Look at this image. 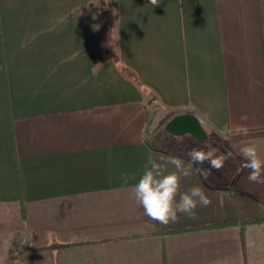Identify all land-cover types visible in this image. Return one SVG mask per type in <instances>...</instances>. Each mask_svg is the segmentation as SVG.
Masks as SVG:
<instances>
[{
    "label": "crops",
    "instance_id": "0c3cea01",
    "mask_svg": "<svg viewBox=\"0 0 264 264\" xmlns=\"http://www.w3.org/2000/svg\"><path fill=\"white\" fill-rule=\"evenodd\" d=\"M100 1L0 0V264H264V183L240 170L245 144L264 158V0ZM183 114L204 136L173 139ZM205 140L233 157L181 190L211 204L149 219L121 175Z\"/></svg>",
    "mask_w": 264,
    "mask_h": 264
},
{
    "label": "clouds",
    "instance_id": "9594fccd",
    "mask_svg": "<svg viewBox=\"0 0 264 264\" xmlns=\"http://www.w3.org/2000/svg\"><path fill=\"white\" fill-rule=\"evenodd\" d=\"M150 2L157 5V0ZM247 119L246 115L241 116V120ZM248 132L246 126L227 124L218 135L227 139L229 135L247 136ZM173 139L177 143L183 142V137L179 135H174ZM240 155L244 161L240 170H249L247 179L253 183H264V158H261L257 145L253 142L245 144L240 149ZM187 157V162L172 155L159 160L149 157L138 179L127 173L121 175L124 184L130 179L136 181L132 188L136 204L142 207L144 215L161 225L176 223L181 215L190 219L197 218V208L209 206L211 199L198 184L182 191V181L189 179L194 173L207 180L211 174L209 169L220 171L233 154L232 152L217 154V150L211 148L205 140L200 147L189 150ZM206 162L210 165L208 169L200 167Z\"/></svg>",
    "mask_w": 264,
    "mask_h": 264
},
{
    "label": "water",
    "instance_id": "95a60500",
    "mask_svg": "<svg viewBox=\"0 0 264 264\" xmlns=\"http://www.w3.org/2000/svg\"><path fill=\"white\" fill-rule=\"evenodd\" d=\"M165 129L175 135L189 133L195 137L204 136L198 119L191 114L177 115L171 118L165 125Z\"/></svg>",
    "mask_w": 264,
    "mask_h": 264
},
{
    "label": "rangeland",
    "instance_id": "374dc122",
    "mask_svg": "<svg viewBox=\"0 0 264 264\" xmlns=\"http://www.w3.org/2000/svg\"><path fill=\"white\" fill-rule=\"evenodd\" d=\"M102 2V1H100ZM99 2V3H100ZM109 4V0H108ZM101 5V4H98ZM170 113L164 111L163 109L157 108V104L154 100H148L147 102V120L149 126H160L161 128L164 126L165 122L167 121ZM8 244L2 243L0 240V258L2 257V251L7 250Z\"/></svg>",
    "mask_w": 264,
    "mask_h": 264
},
{
    "label": "trees",
    "instance_id": "16d2710c",
    "mask_svg": "<svg viewBox=\"0 0 264 264\" xmlns=\"http://www.w3.org/2000/svg\"><path fill=\"white\" fill-rule=\"evenodd\" d=\"M99 2H100V0H99ZM99 4H101V3H99ZM102 5V4H101ZM154 100V96L151 94V93H149L148 95H147V102H148V100ZM254 222H260V221H264V217H262V218H258V219H256V220H253ZM246 221H241L240 222V224H243V223H245ZM221 225H224V223H221V224H212V225H209V227H218V226H221Z\"/></svg>",
    "mask_w": 264,
    "mask_h": 264
},
{
    "label": "built area",
    "instance_id": "2783aa9c",
    "mask_svg": "<svg viewBox=\"0 0 264 264\" xmlns=\"http://www.w3.org/2000/svg\"><path fill=\"white\" fill-rule=\"evenodd\" d=\"M150 1V0H149Z\"/></svg>",
    "mask_w": 264,
    "mask_h": 264
}]
</instances>
